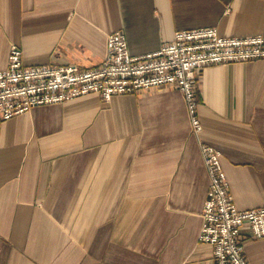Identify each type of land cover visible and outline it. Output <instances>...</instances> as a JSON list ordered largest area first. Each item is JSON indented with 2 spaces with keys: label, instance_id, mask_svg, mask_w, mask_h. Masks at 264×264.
I'll return each mask as SVG.
<instances>
[{
  "label": "crops",
  "instance_id": "1",
  "mask_svg": "<svg viewBox=\"0 0 264 264\" xmlns=\"http://www.w3.org/2000/svg\"><path fill=\"white\" fill-rule=\"evenodd\" d=\"M199 26L264 34V0H0V69L12 45L27 64L89 67L114 30L136 55ZM194 90L197 133L174 84L0 117V264H215L197 239L200 141L220 150L236 207L264 205V57L207 66ZM241 232L264 264V236Z\"/></svg>",
  "mask_w": 264,
  "mask_h": 264
},
{
  "label": "built area",
  "instance_id": "2",
  "mask_svg": "<svg viewBox=\"0 0 264 264\" xmlns=\"http://www.w3.org/2000/svg\"><path fill=\"white\" fill-rule=\"evenodd\" d=\"M264 57V34L222 35L214 26L177 29L156 50L132 54L125 33L106 36V52L96 65L27 64L18 46L10 47L0 69V117L8 118L34 105L63 101L89 92L108 99L113 93L138 92L166 84L183 94L193 133L201 130L194 82L207 66ZM208 173L197 239L211 247L215 264H250L241 249L242 226L250 236H264V205L239 209L228 190L220 150L200 141Z\"/></svg>",
  "mask_w": 264,
  "mask_h": 264
}]
</instances>
